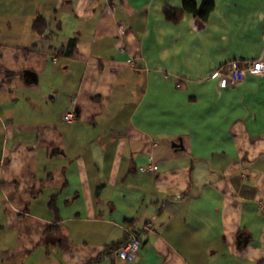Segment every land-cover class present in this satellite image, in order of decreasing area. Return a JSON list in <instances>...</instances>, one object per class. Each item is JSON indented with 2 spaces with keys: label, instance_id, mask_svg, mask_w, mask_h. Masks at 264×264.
<instances>
[{
  "label": "crops",
  "instance_id": "0c3cea01",
  "mask_svg": "<svg viewBox=\"0 0 264 264\" xmlns=\"http://www.w3.org/2000/svg\"><path fill=\"white\" fill-rule=\"evenodd\" d=\"M212 1L0 0V264H264V75L220 74L264 61V0Z\"/></svg>",
  "mask_w": 264,
  "mask_h": 264
},
{
  "label": "built area",
  "instance_id": "2783aa9c",
  "mask_svg": "<svg viewBox=\"0 0 264 264\" xmlns=\"http://www.w3.org/2000/svg\"><path fill=\"white\" fill-rule=\"evenodd\" d=\"M115 7V2L110 3L109 9L112 10ZM135 60L132 58L128 60L129 65H134ZM264 75V61H241L238 63H229L220 72L226 83L233 85L241 81L245 75ZM76 103L77 98L75 95H70L66 104V109L61 115V119L66 122H73L76 118ZM157 165L151 163V159H147L144 169L148 171L156 170ZM149 225V224H148ZM148 225H144L143 228H147ZM141 246V238L139 231L125 230L123 238L108 247V254L114 259H133L137 256V252Z\"/></svg>",
  "mask_w": 264,
  "mask_h": 264
},
{
  "label": "trees",
  "instance_id": "16d2710c",
  "mask_svg": "<svg viewBox=\"0 0 264 264\" xmlns=\"http://www.w3.org/2000/svg\"><path fill=\"white\" fill-rule=\"evenodd\" d=\"M214 3L212 0H204L200 5H197L195 0H181V8H173L164 6L162 11L166 19L176 22L179 20L182 12H189L194 17L205 19L212 10ZM33 28L38 32H43L46 25L41 16H37L32 24ZM75 45V38H70L66 44V53L69 54Z\"/></svg>",
  "mask_w": 264,
  "mask_h": 264
},
{
  "label": "water",
  "instance_id": "95a60500",
  "mask_svg": "<svg viewBox=\"0 0 264 264\" xmlns=\"http://www.w3.org/2000/svg\"><path fill=\"white\" fill-rule=\"evenodd\" d=\"M23 74L32 77V78L34 79V81H36V77H35V75H34L32 72H30V71H24ZM173 145L176 146V144H174V143H173ZM245 241H246V240L244 239V240H243V243H244Z\"/></svg>",
  "mask_w": 264,
  "mask_h": 264
},
{
  "label": "rangeland",
  "instance_id": "374dc122",
  "mask_svg": "<svg viewBox=\"0 0 264 264\" xmlns=\"http://www.w3.org/2000/svg\"><path fill=\"white\" fill-rule=\"evenodd\" d=\"M24 262L22 264H31V260L26 258L23 260ZM33 263L35 264L34 260H33ZM5 264V263H4ZM14 264H20V260H16L14 261Z\"/></svg>",
  "mask_w": 264,
  "mask_h": 264
}]
</instances>
